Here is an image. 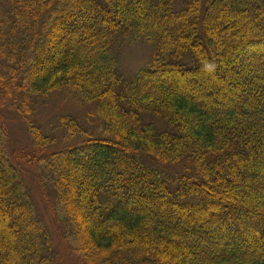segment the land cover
<instances>
[{"label": "trees", "instance_id": "1", "mask_svg": "<svg viewBox=\"0 0 264 264\" xmlns=\"http://www.w3.org/2000/svg\"><path fill=\"white\" fill-rule=\"evenodd\" d=\"M126 41L153 52L129 81L114 54ZM61 91L105 132L61 117L75 144L51 151L36 105ZM5 103L79 264H264V0H0ZM6 141L2 128L0 264H58Z\"/></svg>", "mask_w": 264, "mask_h": 264}, {"label": "rangeland", "instance_id": "2", "mask_svg": "<svg viewBox=\"0 0 264 264\" xmlns=\"http://www.w3.org/2000/svg\"><path fill=\"white\" fill-rule=\"evenodd\" d=\"M142 43L143 42L140 41H126L119 46L118 50H114V54L116 53L115 55H117L119 72L126 81L131 80L138 71L145 68L153 55L151 48ZM240 54L239 56H242L243 62L246 63V60L249 59L247 57L248 54L245 52H240ZM253 57L258 59V56ZM254 62L255 61H249V64L253 67L255 65ZM223 66L225 67V65ZM229 71L231 72L229 73V77H235L242 73L238 72V70ZM243 76L247 79L246 75ZM187 92L189 93V97H197L199 102L203 103L201 99L202 94L198 95V92L196 93L194 91V93L190 90ZM36 108L37 120L43 133L46 136H53L56 140L57 145L52 147L51 151L75 144L73 141H69L62 131L58 129V123L61 117H72L77 119L82 124L85 131L94 133L97 130L98 135L105 132V126L102 120L94 116L96 110L95 106H85L79 98L72 93L61 91L51 94L47 98H41ZM145 119L146 122L154 123L156 129L160 131L168 129V124L163 119L150 117ZM2 128L6 131L8 151L11 153L14 150L18 155L19 161H15V164L17 162L23 170L24 180L29 190L30 198L34 204L35 213L48 230L53 240L54 249L58 257V264H79V256L68 250L64 241H62L60 227L55 222L51 213L52 206L50 207L43 195V189L39 186L40 167L42 165H39L40 156L36 149L32 147V141L28 137L23 121L9 103H5L0 108V129ZM171 169L178 170L176 166H171ZM47 190H49L48 197L51 205H54V194L48 187Z\"/></svg>", "mask_w": 264, "mask_h": 264}]
</instances>
